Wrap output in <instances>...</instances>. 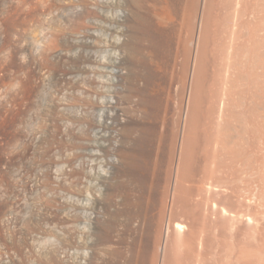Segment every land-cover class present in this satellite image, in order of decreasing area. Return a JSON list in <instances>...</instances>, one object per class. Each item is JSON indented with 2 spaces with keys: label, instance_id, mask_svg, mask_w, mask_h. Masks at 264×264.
I'll list each match as a JSON object with an SVG mask.
<instances>
[{
  "label": "rangeland",
  "instance_id": "1",
  "mask_svg": "<svg viewBox=\"0 0 264 264\" xmlns=\"http://www.w3.org/2000/svg\"><path fill=\"white\" fill-rule=\"evenodd\" d=\"M65 1L0 0V264H264V0L167 40L157 118L126 52L160 0Z\"/></svg>",
  "mask_w": 264,
  "mask_h": 264
},
{
  "label": "bare ground",
  "instance_id": "2",
  "mask_svg": "<svg viewBox=\"0 0 264 264\" xmlns=\"http://www.w3.org/2000/svg\"><path fill=\"white\" fill-rule=\"evenodd\" d=\"M51 1L52 0H21V4H22L23 7L24 6L28 7V9L33 11L38 6H44L45 5V6L51 7ZM204 1H206V0H202V4H201L200 0L199 1L198 0H160V3L158 5V7H157V8H159V11H158L159 13L156 12L157 14H155L156 21H153V22L151 21V22H148V24L147 23L145 24V23L142 22V19H140L141 22H139L137 20L138 23H139V24H137V26L140 25V30H141L142 35H146L147 44L146 45L141 44L140 36H135L134 38H131L132 40H131L128 48H127V52L126 53L128 54V57L131 60H135L138 65H141L142 67H144L143 69H145V67H146V69H145L143 75L136 74L131 79L130 86H129V90H130L129 97L130 98H134V97L137 98V101L139 102V104L145 105V106L141 107V110L143 111V108H144L145 112H149L150 111L151 116H153V117L156 114H157L156 118L159 117V115L161 113H163V112H161L162 111L161 108H164V107H162V106H164L163 105V100H164L163 88L164 87H162V81H161L163 76H162L161 71H160V69H161L160 66H161L162 63H164V61H166L168 59L167 57L169 56L168 52L170 51L169 47H171L170 46L171 43L169 44L167 42V40L169 41V40H171V38H174V39L176 38L175 40L178 41V44H182V40H184L183 35H185V34H183L184 31L191 30L190 31L191 33L187 32L189 35L192 34V32H194V29H195L194 25L196 23V18H197L196 15H197L198 11H200L199 26L198 27L202 28V27H200V25L203 26L202 25L203 24L202 20H204V19H202V17H204V16H202L203 15L202 12L204 11L203 10L204 3H205ZM129 2L132 3L133 5L137 4V6H140V5H138L139 4L138 0H129ZM65 7H66V1L65 0H61V8L63 10H65ZM201 21H202V24H201ZM189 35L187 36V38L189 37ZM197 37H199L198 41L200 43V35L197 36ZM185 40H186V38H185ZM192 41H193V39L191 38L190 41H189V43H190L189 46H192V48H193V46H194L193 43L194 42H192ZM187 42H185V43H187ZM174 43H176V42H174ZM189 43H187V44H189ZM184 44H183V46H184ZM195 45L196 46H194V47H197V44H195ZM180 46H178L176 48L180 49L179 48ZM189 46H188V50H189ZM37 49H38L37 52H39V53H41L43 55H46L51 50V45H47L46 48L43 47V46H38ZM196 49H198V48H195L194 50L196 51ZM198 50H197V52H198ZM176 51H178V50H176ZM170 52H173V51H170ZM175 53H178V52H175ZM180 54H182V53H180ZM194 59H197V58H194ZM168 60H170V59H168ZM166 62H168V61H166ZM183 66H184V64H183ZM162 68H164V64H163ZM193 70L195 71V69H193ZM193 74H194V72H193ZM192 78H193V75H192ZM140 81H143L144 85L141 86L139 84ZM192 81L194 82L193 79L190 82H192ZM190 85H191L190 87L192 88L193 84L190 83ZM193 90H194V88H193ZM193 90H191V91H193ZM191 91H189V92H191ZM189 95H190V93H189ZM194 96H191V97H194ZM191 97H189V98H191ZM167 102H169V101H167ZM190 105H191V103H190ZM165 107H166V105H165ZM136 108H137V105H136ZM178 112H179V110H178ZM186 117H187V113H186V116H185V119H184L185 122L187 123V120H186L187 118ZM158 122H160V121H158ZM185 122H184V124L186 125ZM160 125H159V128H160ZM185 125H184V127H185ZM157 127H153V128L147 127L145 130L147 132H153L154 131L156 133L157 136H154L155 137L154 139L157 142V145H158L157 149L159 150L160 148H162V143H165L163 141L164 140L163 137L165 135L163 136L162 132H160L159 130H158L159 131V133H158L156 131ZM152 129H154V130L152 131ZM154 132L152 134H154ZM186 136H187V134H185V132H183L181 134V140H182L181 144L182 145H183V143L185 141V137ZM151 137H148V139L151 138ZM154 139L152 141H154ZM139 143L137 145V148L134 149L132 151V153L133 154H135L136 152L138 153L137 149H139V147L141 146L140 150H141V153H143L142 155H145L146 159H148L149 153L150 152L152 153V151H154V150H152V151H150V150H151V146H154L155 141H154V143L151 146H149L148 140L144 144H141V142H139ZM174 145L175 144H173V146ZM154 148L152 147V149H154ZM157 149H155V150H157ZM138 155H140V153H138ZM138 155L136 154L135 156H138ZM145 184H146V182H145ZM174 228L177 229L179 232H182L184 227L180 223H175L174 224Z\"/></svg>",
  "mask_w": 264,
  "mask_h": 264
}]
</instances>
